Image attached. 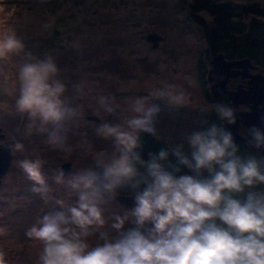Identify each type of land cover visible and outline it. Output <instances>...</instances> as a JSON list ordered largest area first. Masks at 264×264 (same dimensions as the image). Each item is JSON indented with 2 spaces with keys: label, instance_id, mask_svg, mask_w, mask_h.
<instances>
[{
  "label": "clouds",
  "instance_id": "9594fccd",
  "mask_svg": "<svg viewBox=\"0 0 264 264\" xmlns=\"http://www.w3.org/2000/svg\"><path fill=\"white\" fill-rule=\"evenodd\" d=\"M55 21L49 14L42 32H49ZM13 56L18 59L13 61ZM176 79L192 85L189 77ZM72 88L79 100L92 91H85L83 81ZM67 90L51 53L34 55L15 31H5L0 40V97H14L15 102H0V110L26 115L28 134L48 132L45 143L65 160L77 149L91 158L75 172H54V182L76 197L71 205L53 197L42 173L45 159L35 155L16 161L33 182L32 191L46 204L55 199L63 209L27 228L25 236L37 248L33 264H264V191L254 190L264 185V160L238 155L231 132L216 124L185 134L189 152L180 143L142 158L140 133L159 138L156 118L161 107L154 101L173 108L189 105L191 94L183 83L153 77L135 91L146 95H127L122 103L115 96L92 95L95 115L103 112L120 121L95 129L112 144L111 150L99 151L87 141L68 143L66 125L85 113L84 104L73 105L65 96ZM214 110L227 124L236 123L232 108L217 104ZM249 134L251 143L264 147L259 128ZM10 148L13 154L26 151L19 141ZM182 167L193 174L177 175ZM122 191L132 197V206L106 215V206L116 203ZM7 235L8 229L0 226V237ZM6 257L0 247V264H9Z\"/></svg>",
  "mask_w": 264,
  "mask_h": 264
},
{
  "label": "rangeland",
  "instance_id": "374dc122",
  "mask_svg": "<svg viewBox=\"0 0 264 264\" xmlns=\"http://www.w3.org/2000/svg\"><path fill=\"white\" fill-rule=\"evenodd\" d=\"M223 1L235 5L258 3L264 9V0ZM191 3L192 0H0V40L5 31L11 29L22 40L26 50L41 57L45 53L54 56L61 70V78L67 85L65 96L73 105L84 104L83 119L66 125L64 135L69 144L75 146L87 141L94 150H111V141L97 136L95 129L104 122L120 121L117 116L103 112L100 116L95 115V102L91 96L111 95L115 96L117 103H122L127 95H146L143 91H135L153 77L183 83L191 94V103L180 108L166 109L163 106L165 102L154 101L161 107L156 118L158 132L180 144L185 143L184 138L175 132L180 134V124L187 128L185 120L190 118L187 110L208 112V116L211 111L205 101L198 73L199 61L208 58L207 43L203 31L191 19ZM49 14L56 17L55 24L49 32H42L41 23L47 22ZM200 16L212 23L208 13H200ZM261 19L264 21V17ZM152 36L158 38L157 48L149 41ZM73 43H78L79 48L73 47ZM17 59L12 57L13 61ZM250 73L264 72L251 70ZM178 76L189 77L192 85L183 79L177 80ZM240 78L246 79L239 77L233 80ZM9 79H12L11 74ZM79 81L85 83L86 92L92 90L84 100L77 99L72 88ZM133 81L137 84L133 85ZM235 85L232 83L231 89H235ZM4 100L14 105V97H0V102ZM170 121L179 124H170ZM28 122L26 115L16 114L11 108L0 110V128L5 135L2 142L10 146L19 141L26 149L24 154H14L13 168L4 178V185L0 189V226L8 229V235L0 237V247L7 253L9 264H33L37 248L28 240L25 232L43 215L63 210L55 199L64 200L66 205L75 203L76 197L54 182L55 170L70 162L72 173L91 163V158L82 157L79 149L65 160L62 153L51 150L45 143L48 132L33 131L28 134ZM195 130L193 128L192 131ZM35 155L47 161L42 173L55 198L47 204L32 191L33 182L16 164L18 160L34 158ZM249 157L260 160L253 151ZM30 182L31 186H25ZM106 207V215L113 209L130 208L117 201Z\"/></svg>",
  "mask_w": 264,
  "mask_h": 264
},
{
  "label": "trees",
  "instance_id": "16d2710c",
  "mask_svg": "<svg viewBox=\"0 0 264 264\" xmlns=\"http://www.w3.org/2000/svg\"><path fill=\"white\" fill-rule=\"evenodd\" d=\"M203 12L208 13L211 17V24L200 16V13ZM190 14L194 23L203 31L207 43L206 55L208 58L207 60L202 58L199 61L198 73L204 98L208 102L211 111L210 116L202 123L199 130L213 124L224 127L226 122L219 118L214 106L222 104L230 107V102L226 96L213 98L211 95L207 81L208 63L212 58L222 54L229 62L249 59L255 68L254 70L264 72V21L261 19L264 17V9L258 3L235 5L226 3L223 0H192ZM247 81V79L243 80L241 78L232 80L229 83V89L232 88V83L235 85L238 82L235 86H245ZM240 134L243 136L248 135L244 128H242ZM140 140L142 148L139 151L145 160L149 158L148 154L150 152L158 153L160 149L172 146L145 133H140ZM234 142L238 146V155L241 157L247 158L250 152L253 151L258 154L260 160H264V157L255 147L245 148L243 143ZM173 162L175 161L173 160ZM183 174L192 175L193 173L186 167H182L181 172L177 175ZM203 175L207 177L208 173L205 171ZM256 189L257 191H264V185ZM120 194L129 195L126 191H122Z\"/></svg>",
  "mask_w": 264,
  "mask_h": 264
},
{
  "label": "water",
  "instance_id": "95a60500",
  "mask_svg": "<svg viewBox=\"0 0 264 264\" xmlns=\"http://www.w3.org/2000/svg\"><path fill=\"white\" fill-rule=\"evenodd\" d=\"M149 41L154 44V48H157L158 38L156 36L150 37ZM254 69L249 59L229 62L221 54L209 61L207 81L213 98L226 96L230 102V108L234 110L236 123H226L224 128L231 132L234 141L243 143L245 148L255 147L264 157V147L257 148L251 143L249 134V130L253 127L259 128L264 133V73L251 74L250 71ZM239 77L246 78L247 84L229 89L230 81ZM241 108L244 110H240ZM94 120L98 121V119ZM242 128L247 131V136L240 134ZM0 138H4L1 128ZM10 161L11 150L0 145V177L9 168ZM117 202L127 207H131L133 204L130 195L119 194Z\"/></svg>",
  "mask_w": 264,
  "mask_h": 264
},
{
  "label": "crops",
  "instance_id": "0c3cea01",
  "mask_svg": "<svg viewBox=\"0 0 264 264\" xmlns=\"http://www.w3.org/2000/svg\"><path fill=\"white\" fill-rule=\"evenodd\" d=\"M206 101V100H205ZM163 106L167 109L168 106L167 103H164ZM171 108V107H170ZM190 118L187 120H185V125L187 124V128H184L181 124H180V134L178 132H175V134L177 135H181L183 138L185 137L186 133H191L193 128H196L195 131H199L202 123L208 118V112H200V111H196V110H192V111H188ZM179 124V123H175L173 121H170V124ZM184 125V126H185ZM184 128V129H183ZM146 134V133H145ZM162 134V135H161ZM164 133H159V139L170 144V145H174L176 144L174 141H172V138L170 136H166L163 135ZM150 135V134H148ZM152 136V135H150ZM154 137V136H153ZM157 138V137H156ZM186 144V143H185ZM185 151L188 152V146L185 147Z\"/></svg>",
  "mask_w": 264,
  "mask_h": 264
},
{
  "label": "flooded vegetation",
  "instance_id": "af4514ba",
  "mask_svg": "<svg viewBox=\"0 0 264 264\" xmlns=\"http://www.w3.org/2000/svg\"><path fill=\"white\" fill-rule=\"evenodd\" d=\"M238 87V86H237ZM236 87V88H237ZM90 120H91V118H90ZM92 121V120H91ZM4 134V133H3ZM5 139V135H4V138H0V145H4L5 147H7V148H9L10 150H11V148H10V146H7L6 144H4L3 142H2V140H4ZM14 154H13V152H12V150H11V161H10V166H9V168L7 169V171H5V173L0 177V189L3 187V185H4V183H3V181H4V178H6L7 177V175L9 174V172L12 170V168H13V165H14ZM61 168L65 171V173L66 174H68V173H70L71 172V170H72V163H70V162H66V163H64L62 166H61ZM31 184H32V182H30V184H26L25 186H31ZM28 189H30V188H28ZM28 192H26V194H27ZM32 193V192H31Z\"/></svg>",
  "mask_w": 264,
  "mask_h": 264
}]
</instances>
